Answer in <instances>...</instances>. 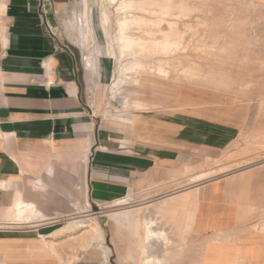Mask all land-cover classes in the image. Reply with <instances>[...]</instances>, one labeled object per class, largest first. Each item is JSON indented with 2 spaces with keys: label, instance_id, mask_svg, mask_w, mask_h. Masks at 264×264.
Wrapping results in <instances>:
<instances>
[{
  "label": "crops",
  "instance_id": "1",
  "mask_svg": "<svg viewBox=\"0 0 264 264\" xmlns=\"http://www.w3.org/2000/svg\"><path fill=\"white\" fill-rule=\"evenodd\" d=\"M85 13V0H0V264L67 263L46 244L57 223L44 219L122 200L132 207L118 224L144 233V247L147 225L149 247L165 233L161 250H183L170 264H264V159L231 162L251 111L217 90L239 85L189 80L186 62L112 108L114 59L84 29ZM18 193L38 224H15ZM112 247L103 264L136 262Z\"/></svg>",
  "mask_w": 264,
  "mask_h": 264
},
{
  "label": "rangeland",
  "instance_id": "2",
  "mask_svg": "<svg viewBox=\"0 0 264 264\" xmlns=\"http://www.w3.org/2000/svg\"><path fill=\"white\" fill-rule=\"evenodd\" d=\"M121 1L105 4L101 0H88L93 15L86 8L84 21L86 32L91 35L96 34L99 45L102 49L107 46L108 57L114 59L111 60V64H114V73L110 85L109 106L117 109L115 105L120 106L123 102L133 101L137 96L136 85L140 80L169 79L170 71L176 73L187 62L189 65L186 67L195 68L203 73L201 79L205 78L212 82L219 78L221 84L224 80H228L239 85L217 89L221 94L241 98L251 111V118L245 126L244 135L241 138L242 145L239 146L237 153L230 156V159L231 162H235L239 158L240 161H237L239 164L263 160L264 0H172L174 4L183 2L184 7L189 9L179 19L176 29L183 31L186 26H190L192 29L188 30L184 36L174 39L173 44L168 46H164L162 40H150V32L160 28L167 30L171 26L165 20L161 22L159 13H149L138 3L128 8H122L120 7ZM78 10L77 8L76 11ZM106 13L113 26L112 31L105 23L104 28L102 27L101 22L105 20ZM64 14L68 15L67 12ZM70 15L73 14L70 13ZM126 16H140L150 21V24H137L132 21L126 31L120 32L119 25ZM172 18L174 17L168 19ZM153 21H157V24L151 23ZM48 29L51 31L50 27ZM122 37L124 40L121 39ZM114 38L116 41H113ZM129 38L133 39L135 43L129 49L124 50ZM139 41L147 43L139 45ZM161 69H165L168 76H162L159 73ZM204 69H211L220 76H216L210 71L206 72ZM182 75L193 80L185 73ZM116 95H119L117 100ZM135 107L146 109L149 106L144 103H135ZM129 108L130 106H125V111H129ZM107 119L111 121L113 117L109 115ZM223 171L224 168L211 170L209 177ZM119 203L120 201L114 203L111 206L113 208L101 209L103 206L93 201L91 206L85 205L79 215L64 219H44V221H48L45 222L47 224L57 223L52 226V230L47 232L46 240L49 243L46 241V244L53 245L56 254L71 257L67 263L63 264H103V257L117 255L116 249L114 250L112 247L114 241H118L122 245V248L118 250V255L123 258L127 256L129 260H136L131 264H144V261L146 264H170L168 262L170 259H175L183 252L181 248L168 247L161 250V247L158 246L162 244L160 243L162 239L168 240L167 235L162 233L155 236V243H159L157 247L148 246L150 258L147 259V256L144 255V233L141 232L143 235L140 234L138 240L137 233L132 231L131 223L127 226L119 225L118 219L119 221L122 219L111 215L116 210L132 207H123L125 205H118ZM36 212L35 208L34 223L27 224V226L38 224ZM12 216L16 221L15 224L21 226L23 221H18L13 212ZM127 217L130 216L127 214ZM74 221L81 222L83 227L79 228V225L66 226L67 223ZM6 226H8L6 223H0V228ZM151 238L153 239L154 236L152 235ZM150 259L152 260L149 263ZM166 259L167 261H163ZM111 264L116 263L112 261ZM117 264L128 263L120 261Z\"/></svg>",
  "mask_w": 264,
  "mask_h": 264
},
{
  "label": "bare ground",
  "instance_id": "3",
  "mask_svg": "<svg viewBox=\"0 0 264 264\" xmlns=\"http://www.w3.org/2000/svg\"><path fill=\"white\" fill-rule=\"evenodd\" d=\"M102 2H104L105 4L108 3H117L119 0H101ZM86 3V8L90 10V12L93 15V10L91 8V6L89 5L88 0H85ZM138 3L140 5H142V7H144L146 10L149 11V13H159L160 18H161V22L163 20L167 21L169 23V28L167 30H161V28L157 31L154 32H150L151 34V39L153 41H157V40H162L164 46H168V45H172L174 39H178L181 36H184V34L192 29L190 26H186V28L181 31L179 29H176V24H178L179 19L185 15V13L189 10L186 7H184V3L183 2H179L174 4L172 0H122L120 7L124 8H128L131 7L133 4ZM98 10V9H97ZM174 17L172 19H168L170 17ZM105 20H102V27L104 28V23L108 26L109 30L112 31V25L110 24V18L108 16V14H105ZM135 22L137 24H150V21H147L145 18L140 17V16H126L124 19H122L120 25H119V30L120 32L126 31V28L128 25H130L131 22ZM160 22V23H161ZM151 23L157 24V21H153ZM101 29V28H100ZM122 40H124V37L121 38ZM113 41H116V38L113 39ZM126 43H128L126 46H124V50L129 49L130 46L133 45V43H135V41L131 38H129ZM147 42L144 41H139L138 44L142 45L145 44ZM183 73H185V75L190 76L193 80H199L201 78H203V73L200 70H197L195 68H190V67H185L183 69ZM159 73L162 76H168V72L165 69H161L159 71ZM193 181V180H192ZM131 204L130 201L127 200H123L120 201V203L118 205H128ZM35 205L34 204H29V203H25L22 200V195L21 193L17 194L16 197V201L14 204V207L12 209V212L15 216V218H17L18 221H23L22 224H33V220H34V210H35ZM129 209H124V210H116L114 213H111V215H115L116 217L119 216V218H121L122 214H119L123 211V213L125 214L126 219H130V217H127V213ZM75 225H79V228H82L83 225L81 224V222L79 223V221H74V222H69L67 223V227H73ZM153 233H150L147 225H146V241H145V248H144V255L147 256V259L150 258V256L148 255V246H149V239L150 236H152ZM152 259L148 260V262L150 263Z\"/></svg>",
  "mask_w": 264,
  "mask_h": 264
},
{
  "label": "built area",
  "instance_id": "4",
  "mask_svg": "<svg viewBox=\"0 0 264 264\" xmlns=\"http://www.w3.org/2000/svg\"><path fill=\"white\" fill-rule=\"evenodd\" d=\"M51 32V31H50Z\"/></svg>",
  "mask_w": 264,
  "mask_h": 264
}]
</instances>
